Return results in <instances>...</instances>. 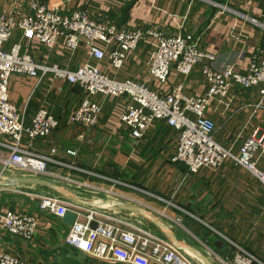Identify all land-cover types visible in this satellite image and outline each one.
Returning a JSON list of instances; mask_svg holds the SVG:
<instances>
[{
    "label": "crops",
    "instance_id": "crops-1",
    "mask_svg": "<svg viewBox=\"0 0 264 264\" xmlns=\"http://www.w3.org/2000/svg\"><path fill=\"white\" fill-rule=\"evenodd\" d=\"M18 1L0 0V11L13 8ZM42 1L62 13L84 9L95 20L108 17L120 26L157 27L167 35L181 34L191 41L198 40L202 48L215 55L212 65L217 69L235 66L245 72L252 55L258 49L264 51V0ZM19 35L15 32L11 43ZM60 43L52 50L42 47L37 60L72 69L80 66L85 59L84 49L72 54L62 40ZM151 52V44L140 42L121 70L115 72L106 63L105 71L118 79L143 82L162 93L179 83L188 94L201 95L207 90L201 66L188 76L172 70L167 84L149 78ZM35 83L34 78L13 75L10 97L16 106L27 105L28 119L44 106L60 120V126L48 138L33 141V148L39 152L59 148L42 178L61 187L58 183L68 182L66 177L71 175L77 181L76 187L86 190L92 198L81 199L100 203L95 208L104 214L110 213L109 206L103 205L109 199L147 209L169 226L180 243L194 247L213 264H226L224 261L232 259L238 247L257 258L253 264H264V184L247 169L229 160L219 168L204 167L191 173L184 164L171 161L179 132L166 121L155 120L144 137L136 139L118 118L125 98L95 95L93 99L103 107L99 123L94 127L73 125L70 113L86 96L84 90L51 76L37 88ZM259 88L242 89L236 85L231 101H212L207 114L216 122L217 142L237 149L255 132L258 136L264 133V109L257 107ZM68 149H75L77 155L67 154ZM5 154L0 145V169ZM258 165L264 170V155ZM40 192L64 196L53 188L34 184L0 187V214L13 207L39 217V228L32 239L11 235L0 223V251H9L29 264H124L92 257L68 244L70 227L62 218L57 221L54 214L40 209L34 197ZM110 208L114 209L110 214L122 220L126 228L148 229L166 237L141 212L116 205ZM191 255L199 264H205L194 253Z\"/></svg>",
    "mask_w": 264,
    "mask_h": 264
},
{
    "label": "built area",
    "instance_id": "built-area-1",
    "mask_svg": "<svg viewBox=\"0 0 264 264\" xmlns=\"http://www.w3.org/2000/svg\"><path fill=\"white\" fill-rule=\"evenodd\" d=\"M25 1L19 0L13 8L0 11V136L3 138L0 145L6 150L0 181L15 175L42 177L49 172V163L55 161L54 156L59 152L57 146L47 153L33 148L35 139L48 138L60 126L54 113L42 106L28 119L27 105L16 106L11 100V77L24 75L36 79L35 88L51 76L84 90L86 96L70 113L73 125L94 127L99 123L103 107L93 96L125 98L118 118L134 138H143L155 120H164L179 132L171 156L173 163L184 164L189 172L197 173L204 167L219 168L230 160L264 184V170L258 165L264 155V133L258 136L255 132L234 149L215 140L217 125L207 114L213 100L231 101L236 85L242 89L260 86L257 107L264 109L262 49L252 55L245 72L235 66L217 69L212 65L215 55L202 48L198 40L191 41L184 35H167L157 27L129 28L108 17L95 20L84 9L62 13L42 0H27L24 4ZM15 32L20 33L19 38L11 43ZM61 40L72 54L84 49L85 59L77 68L37 60L42 47L55 49ZM140 42L152 46L149 78L167 84L172 70L188 76L201 66L207 90L201 95L188 94L179 83L162 93L143 82L118 79L105 71L106 63L115 72L121 70ZM66 152L77 155L75 149ZM66 179L77 183L71 175ZM34 197L41 210L57 217L62 218L68 210L77 213L66 241L92 257L124 264H199L189 251L179 249L169 238L148 229L126 228L122 220L107 219L95 207L45 192ZM0 218L5 231L24 239H32L39 228V217L27 212L8 209ZM93 221L97 222L94 228ZM256 260L252 253L238 247L233 258L224 262L253 264ZM0 264L29 263L9 251H0Z\"/></svg>",
    "mask_w": 264,
    "mask_h": 264
},
{
    "label": "water",
    "instance_id": "water-1",
    "mask_svg": "<svg viewBox=\"0 0 264 264\" xmlns=\"http://www.w3.org/2000/svg\"><path fill=\"white\" fill-rule=\"evenodd\" d=\"M22 184H34V185H40V186H44V187L53 188V189L59 191L60 193H62L64 196L68 197L69 199H71V200H73L75 202L84 204V205L86 204V205H90V206H94L95 207V206H98L100 204V203H94V202H85L84 200H82L81 198L77 197L76 195L71 194L67 190L59 187L58 185H56L52 181H50L48 179H45V178H42V177H38V176L15 175V176L9 177L8 180L0 181V187H8V186H15V185H22ZM103 203L104 204L108 203V204L116 205V206H118V208L123 209V210H135V211L141 212L148 219H150L153 224H155L157 227H159L164 232L166 237H168L179 249L193 252L205 264H213V262L210 259H208L205 255L201 254L194 247L183 245L182 243H180V241L175 236V234L171 231L169 226L165 222H163L159 217H157L154 214L148 212L147 209H145L143 207L136 206V205L127 204V203H125L123 201H119V200H115V199L105 200ZM77 217L78 216H77L76 212H74L72 210H68L66 212V214L62 217V220L65 222L66 225L71 227L75 223ZM91 226L93 228L96 227L97 226V222L93 221L91 223Z\"/></svg>",
    "mask_w": 264,
    "mask_h": 264
},
{
    "label": "rangeland",
    "instance_id": "rangeland-1",
    "mask_svg": "<svg viewBox=\"0 0 264 264\" xmlns=\"http://www.w3.org/2000/svg\"><path fill=\"white\" fill-rule=\"evenodd\" d=\"M35 79V78H34ZM236 147V146H235ZM0 171H1V169H0ZM67 181V180H66ZM62 188H64L65 190H67L68 192H70L71 194H74V195H80L79 197L80 198H86V199H92V198H90V196H89V193L86 191V190H82V189H80V188H78V187H76V185H75V183H71V181H69V182H65V181H60L59 183H58ZM85 189V188H84ZM22 191L23 192H25V193H27V192H31V189H22ZM98 199V198H97ZM21 207V206H20ZM109 208H110V206H109ZM108 208V212H114L113 210V208H110L109 209ZM19 212H25L23 209H21V210H18ZM110 213H106L105 214V216H106V218L107 219H110V220H113L112 218H116V219H118L115 215H113V214H110ZM124 226H126V224L124 223L123 224ZM177 225H173V228H179V227H176ZM155 228V227H153L152 225H149V228ZM183 228V227H182ZM156 229V228H155ZM156 230H159V229H156ZM184 241V240H183Z\"/></svg>",
    "mask_w": 264,
    "mask_h": 264
},
{
    "label": "trees",
    "instance_id": "trees-1",
    "mask_svg": "<svg viewBox=\"0 0 264 264\" xmlns=\"http://www.w3.org/2000/svg\"><path fill=\"white\" fill-rule=\"evenodd\" d=\"M30 202H31L32 204H36V200H32V199H30ZM11 209H14V208L12 207ZM55 218L57 219V221H60V222H61L60 217L55 216ZM200 227H201V228H205L204 226H200Z\"/></svg>",
    "mask_w": 264,
    "mask_h": 264
},
{
    "label": "bare ground",
    "instance_id": "bare-ground-1",
    "mask_svg": "<svg viewBox=\"0 0 264 264\" xmlns=\"http://www.w3.org/2000/svg\"><path fill=\"white\" fill-rule=\"evenodd\" d=\"M103 205H104V206H112L113 204H108V203H105V204H104V203H103ZM189 252H190V251H189ZM190 253H191V252H190ZM191 254H193V253H191ZM197 259H198V258H197ZM198 260H199V262H201L200 259H198ZM201 263H202V262H201Z\"/></svg>",
    "mask_w": 264,
    "mask_h": 264
}]
</instances>
